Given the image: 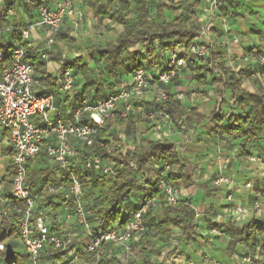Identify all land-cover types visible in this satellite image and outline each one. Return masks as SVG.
<instances>
[{
    "label": "clouds",
    "instance_id": "9594fccd",
    "mask_svg": "<svg viewBox=\"0 0 264 264\" xmlns=\"http://www.w3.org/2000/svg\"><path fill=\"white\" fill-rule=\"evenodd\" d=\"M0 264H264V0H0Z\"/></svg>",
    "mask_w": 264,
    "mask_h": 264
}]
</instances>
